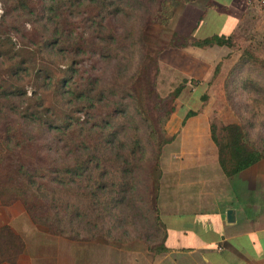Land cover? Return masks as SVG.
<instances>
[{"label":"trees","instance_id":"16d2710c","mask_svg":"<svg viewBox=\"0 0 264 264\" xmlns=\"http://www.w3.org/2000/svg\"><path fill=\"white\" fill-rule=\"evenodd\" d=\"M172 3V0H0V27L15 37L21 33L31 44L29 50H6L0 42V59L5 65V77L0 79V125L12 120L20 133L45 140L43 146L50 152L67 147L70 160L61 169L49 164L44 177L51 185L79 186L78 193L84 203L99 212L108 214L124 203L130 206L134 203L127 198L130 195L138 198L146 210L150 204L149 168L157 163L160 147L169 140H157L149 116L147 103H154L156 97H153L148 71L155 62L145 53L138 31L136 41L134 32L129 31L132 38L126 51L133 54L136 49L139 58H128L126 71L120 74L115 70L102 78L94 68L104 61H119L115 60L114 51L121 42L112 24L114 20L128 16V11L136 7L144 12L143 18L148 24L167 26L177 6ZM178 40L177 34L172 33L167 46L186 47ZM187 45L203 49L229 47L230 43L225 36L212 35L191 39ZM42 53L62 56L66 63L60 77L55 78L45 67L32 68L34 55ZM83 60L89 61L88 68L81 65ZM131 62L133 69L128 74ZM243 67L255 72L257 78H250L248 73L239 76ZM217 71L216 67L213 76ZM228 75L229 84L236 79L241 89L252 86L259 92L258 98L250 100L251 114L257 128L264 131L262 63L249 55H241ZM26 77L34 88L51 83L52 99L60 116L46 108L35 94L26 96L22 86ZM182 89L183 85L177 86L172 98ZM201 99L205 101L206 96ZM171 113L172 108H168L164 117L167 119ZM193 115L188 112L185 117ZM209 134L216 148L218 166L227 177L264 158L262 149L248 136L243 125L216 128L210 124ZM144 171L147 175L142 176ZM16 173L27 187H39L37 181L42 179V174L38 170L29 172L18 164ZM60 208L67 210L64 216L68 219L75 216L76 209L70 205L62 204ZM7 232L6 227H0V264L11 263L15 258L16 246ZM159 249L165 251L162 246Z\"/></svg>","mask_w":264,"mask_h":264},{"label":"rangeland","instance_id":"374dc122","mask_svg":"<svg viewBox=\"0 0 264 264\" xmlns=\"http://www.w3.org/2000/svg\"><path fill=\"white\" fill-rule=\"evenodd\" d=\"M172 1V5L177 6L167 26L148 24L143 18L144 12L138 11L136 7L128 11V16L123 15L120 19L114 20L112 24L121 42L114 51L117 54L115 60L119 61H104L94 68V71L102 78L115 70L126 71L128 58H139L136 49L133 54L126 51V45L132 38L129 31L134 32L135 41L138 31L145 53L154 58L155 62V65L149 68L148 76L153 97L155 96L157 100L155 98L154 103L148 102L147 106L150 108L149 116L154 123L158 141L168 139L171 134L165 128L168 120H182L190 110L205 120L208 126L214 124L219 128L228 124L243 125L248 136L264 153V131L257 128L250 106V100L258 98L259 92L252 86L241 89L236 85V79L229 84L228 75L241 55L255 58L264 68V0ZM211 13L215 15H210ZM1 14L0 5V16ZM223 15L227 17L224 18ZM25 29L29 30L28 25H25ZM172 33L177 34L178 43H185L186 47L169 48L167 45ZM18 34L15 37L13 33H7L5 27H0L2 48L29 50L31 44L24 38L25 36ZM212 35L225 36L230 43L229 47H224L220 53H214L216 52L214 48L199 50L187 45L191 39ZM34 61L31 63L33 69L40 70L45 67L55 78L60 77L66 63L62 56L52 53L35 54ZM81 65L88 68L89 61L83 60ZM216 67L218 71L213 76ZM132 69L133 62L128 67V74ZM4 70L5 65L0 59V79L5 77ZM240 70L239 76H246L248 73L250 78H257L256 73L251 72L249 68L243 67ZM28 78L26 77V81L22 83L26 96L35 94L43 100L46 108L54 110L56 115L60 116L59 108L54 105L52 99L51 83L46 82L34 88L31 81H27ZM179 85H183V89L176 98H172L173 90ZM203 95L206 96L205 101L201 99ZM153 106L156 108L152 109ZM168 108H172V113L166 119L164 112ZM17 128L12 120H6L0 125V210L4 212V208L19 207L25 218V224L22 221L17 222V225L11 224L12 226L0 224V227L4 226L10 230L7 235L14 248L17 247V243L23 246L30 242V231L44 238L63 240L64 244L71 243L79 248H119L127 244L134 247L136 242L142 243L144 248L150 251L160 248L162 232L157 220L155 202L163 165L160 163V156L166 144L160 147L157 163L149 168L150 204L146 210L141 207L138 198L130 195L127 198H131L134 203L130 206L124 203L107 214L84 203L78 193L79 186L67 187L60 183L51 185L44 177V171L49 164L61 169L70 160L67 147L64 150L50 152L43 146L45 140H38L33 134L25 135L23 131L20 133ZM168 153V150L163 153L162 161ZM18 164L29 172L38 170L42 174V179L37 181L39 187L26 186L16 173ZM144 173L146 174V171L142 176ZM62 204L75 208V216L70 219L64 216L67 210L63 211L60 208ZM29 226L31 229H26ZM55 246L52 245L48 252L42 248L43 259L48 253L51 263H54ZM36 251L40 253L38 248ZM23 252L24 249L19 254L21 258L15 257L11 263L3 264H28ZM35 259L34 257V264H47L46 261L44 263ZM114 259H117V255Z\"/></svg>","mask_w":264,"mask_h":264},{"label":"crops","instance_id":"0c3cea01","mask_svg":"<svg viewBox=\"0 0 264 264\" xmlns=\"http://www.w3.org/2000/svg\"><path fill=\"white\" fill-rule=\"evenodd\" d=\"M212 48L220 53L224 47L199 50ZM187 113L182 120L166 122L171 134L160 156L155 210L165 251L147 250L140 242L134 247L79 248L30 231V242L17 243L15 257L24 249L28 264H34V257L47 264H264V158L225 176L208 123L199 115L185 117ZM24 219L19 207L0 210V224H25ZM52 245H56L54 263L48 253L45 259L42 254V248L48 252Z\"/></svg>","mask_w":264,"mask_h":264}]
</instances>
